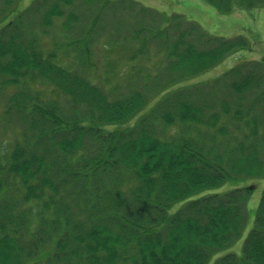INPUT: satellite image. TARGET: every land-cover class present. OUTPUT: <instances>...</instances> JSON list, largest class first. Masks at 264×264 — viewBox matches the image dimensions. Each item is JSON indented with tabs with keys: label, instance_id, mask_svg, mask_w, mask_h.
Wrapping results in <instances>:
<instances>
[{
	"label": "trees",
	"instance_id": "16d2710c",
	"mask_svg": "<svg viewBox=\"0 0 264 264\" xmlns=\"http://www.w3.org/2000/svg\"><path fill=\"white\" fill-rule=\"evenodd\" d=\"M75 1L94 3L32 0L0 27V127L12 136L0 145V264H208L241 238L254 190L219 189L264 178V57L234 58L228 73L237 80L222 100L198 89L197 102L180 85L248 42L207 34L198 22L190 30L200 37L160 40L175 15L151 34L167 50L162 67L166 61L179 73L111 97L58 60L74 49L86 54L94 26L45 54L29 21L33 10L47 27L66 17L62 29L70 31L77 17L64 7ZM202 1L221 15L264 7V0ZM4 2L0 16L18 0ZM149 48L146 40L138 51ZM134 52L130 59L141 54ZM214 264H264V191L241 255Z\"/></svg>",
	"mask_w": 264,
	"mask_h": 264
},
{
	"label": "rangeland",
	"instance_id": "374dc122",
	"mask_svg": "<svg viewBox=\"0 0 264 264\" xmlns=\"http://www.w3.org/2000/svg\"><path fill=\"white\" fill-rule=\"evenodd\" d=\"M31 2L32 0H18V2L8 5L5 14L4 12L1 13L0 27L14 18L16 16L14 14H22L23 11L20 12V10L31 7L29 5ZM93 2L87 4L82 1H75L64 7L66 13L75 11L74 14L77 17V20L72 22L70 31L69 29H62L67 20L66 17L57 18L51 27L42 25L38 13L34 10L28 18L34 25L32 28L35 30L38 39L43 43L41 50L45 54L54 52L65 41L77 40L75 37H80L83 31L94 26L91 36L86 38L88 39V52L86 54L82 50L74 49L69 56L60 54L58 60L62 65L69 64L76 67L81 74L89 78L94 85L111 97L118 93L127 92L131 94L136 86L140 88L146 83L152 84L148 83V78L155 81L158 84L157 87L160 84L165 85V81L179 73L174 70L167 71L166 61L164 68L162 67L167 50L165 53L161 52L160 48L155 46L158 40L155 41V36L151 34L154 29L166 27L167 22L175 15L179 16L174 18L175 22L168 24L169 29L162 30V35L158 37L160 40L169 36L173 41L182 34L200 37L199 30L196 32L190 30L192 29L190 25L198 22L199 29H203L207 34L222 36L226 39L244 37L248 42L245 50L228 56L216 67L197 77L186 79L180 85L193 92V99L195 100L200 97L198 96V89L204 90L201 92H208L206 94H210V101L212 99L222 100V92L229 87L230 83L237 80V76L229 74V71L235 68L233 65L234 58L241 56L246 61L245 63H255L264 57V7L221 15L215 8L202 0H199L201 6L195 5L194 0H94ZM4 3V0H0V12L5 7ZM10 13L12 15L8 16ZM186 30L189 34L186 33ZM146 40L147 44H150V48L142 52H140L141 50L138 51ZM198 48L202 49L199 45ZM134 51L141 53L135 57L136 59L133 58L135 60L129 58V56L136 54ZM75 57L77 60L82 59V61L79 64L75 63L77 61ZM130 60L133 61L130 62ZM250 65H247L248 69H251ZM132 67L137 70L138 76H134V74L133 77L131 76ZM149 73L153 74L152 76L156 77L157 81L151 75L148 76ZM226 73L228 74L225 75ZM116 86L119 89L113 90ZM111 90L113 91L111 92ZM42 91L45 95L52 94L51 90L45 86H43ZM151 102L149 104L152 105ZM197 102L200 101L197 100ZM218 106H213L212 111H220ZM134 119L133 117L130 123H134ZM105 128L114 129V126H106ZM11 139V134L7 136L0 127V145L3 146ZM246 186L252 187L254 190L247 204L248 222L243 234L232 247L214 255L208 264H214L220 257L228 253H236L237 255L242 253L244 242L254 226L256 211L264 191V178H243L237 184L227 183L219 189V192H226L231 188ZM29 206L30 204H26L24 207L22 204L25 209Z\"/></svg>",
	"mask_w": 264,
	"mask_h": 264
},
{
	"label": "crops",
	"instance_id": "0c3cea01",
	"mask_svg": "<svg viewBox=\"0 0 264 264\" xmlns=\"http://www.w3.org/2000/svg\"><path fill=\"white\" fill-rule=\"evenodd\" d=\"M194 2H195V5L201 6L199 3V0H194Z\"/></svg>",
	"mask_w": 264,
	"mask_h": 264
}]
</instances>
